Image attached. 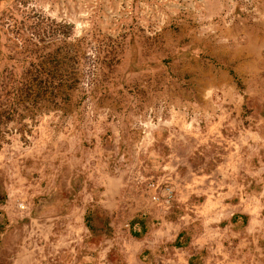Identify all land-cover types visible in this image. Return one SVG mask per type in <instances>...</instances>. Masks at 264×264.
I'll return each mask as SVG.
<instances>
[{
  "label": "rangeland",
  "instance_id": "1",
  "mask_svg": "<svg viewBox=\"0 0 264 264\" xmlns=\"http://www.w3.org/2000/svg\"><path fill=\"white\" fill-rule=\"evenodd\" d=\"M0 264H264V0H1Z\"/></svg>",
  "mask_w": 264,
  "mask_h": 264
},
{
  "label": "trees",
  "instance_id": "2",
  "mask_svg": "<svg viewBox=\"0 0 264 264\" xmlns=\"http://www.w3.org/2000/svg\"><path fill=\"white\" fill-rule=\"evenodd\" d=\"M0 1H1V0H0ZM49 85H51V84H49ZM51 86H52L51 88H48V86H46V84L42 85L41 87L38 86L36 94H38V95H42L45 91H50V92H51L54 88L57 87V85H51ZM49 89H50V90H49ZM238 215H239L238 213L235 214V215L231 218L232 221H235V219L238 217ZM142 229H145L144 224H143V226H142ZM178 244H182V243L178 242Z\"/></svg>",
  "mask_w": 264,
  "mask_h": 264
},
{
  "label": "crops",
  "instance_id": "3",
  "mask_svg": "<svg viewBox=\"0 0 264 264\" xmlns=\"http://www.w3.org/2000/svg\"><path fill=\"white\" fill-rule=\"evenodd\" d=\"M214 170V169H213ZM212 172L213 171H210V172H208V173H206V174H201L200 176H196V177H198V178H200V181H203V180H205V181H210L209 180V178L211 177V174H212ZM198 180V179H197ZM233 181V180H232ZM230 189H233L234 191H235V189H234V187H232V186H230ZM236 192V191H235Z\"/></svg>",
  "mask_w": 264,
  "mask_h": 264
},
{
  "label": "built area",
  "instance_id": "4",
  "mask_svg": "<svg viewBox=\"0 0 264 264\" xmlns=\"http://www.w3.org/2000/svg\"><path fill=\"white\" fill-rule=\"evenodd\" d=\"M153 198L154 199H158V197L156 196V194H153Z\"/></svg>",
  "mask_w": 264,
  "mask_h": 264
}]
</instances>
